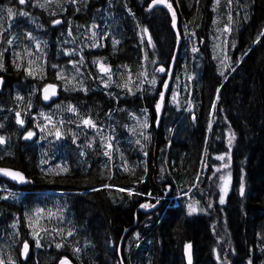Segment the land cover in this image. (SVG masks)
<instances>
[{
  "label": "trees",
  "instance_id": "1",
  "mask_svg": "<svg viewBox=\"0 0 264 264\" xmlns=\"http://www.w3.org/2000/svg\"><path fill=\"white\" fill-rule=\"evenodd\" d=\"M151 1L0 0V264H264V0Z\"/></svg>",
  "mask_w": 264,
  "mask_h": 264
},
{
  "label": "water",
  "instance_id": "2",
  "mask_svg": "<svg viewBox=\"0 0 264 264\" xmlns=\"http://www.w3.org/2000/svg\"><path fill=\"white\" fill-rule=\"evenodd\" d=\"M163 4H155V5H152L151 3V6L152 7H155V6H161ZM165 5V4H164ZM170 10V9H169ZM171 11V10H170ZM173 14V12H171ZM173 27L177 33V45H176V48H175V53H174V56H173V61L175 59V55H176V52H177V49H178V46L181 42V38L177 32V28H176V24H175V19L173 18ZM173 61L169 67V72H168V76H167V81H166V87L162 93V96L159 100V105H160V108L159 110L157 109L156 107V112H157V118H156V125L158 126V123H159V120H160V117H161V109H162V105H163V101H164V98H165V94H166V88H168V85L170 83V79H171V76H172V69H173ZM159 69H164L162 67H159ZM161 73H164V71H161ZM3 85H4V79L0 77V92L2 91V88H3ZM58 95V87L56 84L54 83H48V84H45L42 86L41 88V98L42 100L45 102V103H50L53 99H55ZM47 96V99L45 98ZM163 97V98H162ZM27 137L29 138L30 136L27 135ZM0 169H3V170H6V171H0V178H4L6 179L7 181L17 185V186H23V185H26L28 183H30L31 181L26 177L25 173L23 171H21L20 169L18 168H13V167H8V166H0ZM8 173H19L23 179L21 180L19 177H14L13 175L11 174H8ZM154 206V204H153ZM152 206V207H153ZM152 207H150L149 209L147 210H150ZM141 208V206H140ZM128 231V228L125 230L124 234ZM124 236V235H123ZM123 236L119 242V246H121L122 244V241H123ZM24 246V245H23ZM29 246V245H28ZM30 247V246H29ZM29 247H28V251H29ZM28 251H27V254H28ZM191 264L193 263V252H192V247H191ZM23 252H24V248H23ZM26 255L23 254V258H26ZM184 258H185V262L186 264H189V256H188V252L186 250V246L184 247ZM64 259H67L70 264H76L73 260H71L69 257H63L61 259L58 260L57 264H61V261L64 260Z\"/></svg>",
  "mask_w": 264,
  "mask_h": 264
},
{
  "label": "snow or ice",
  "instance_id": "3",
  "mask_svg": "<svg viewBox=\"0 0 264 264\" xmlns=\"http://www.w3.org/2000/svg\"><path fill=\"white\" fill-rule=\"evenodd\" d=\"M26 2V0H19V3L20 4H24ZM73 2H75V0H73ZM228 2L229 3H231V0H228ZM217 3H219V0H217ZM155 4H167V7L169 8V9H171V4L170 3H167V0H152V5H155ZM41 6H43V5H41ZM7 12H8V15L9 16H13L14 15V12H13V9L12 8H8L7 9ZM23 15H28L27 13H22ZM173 18H175V13L173 12ZM229 19H231V17H229ZM54 23H60V21L59 20H57V21H55ZM226 31H227V29H225ZM146 31V30H145ZM260 36H264V31H262L261 33H260ZM259 39V38H258ZM9 43H11V41H9ZM194 51H196V49H193ZM106 72L108 71V69H104ZM161 71H164V69H160ZM221 75H223V72H221ZM125 86H127V85H125ZM46 99H47V96L45 97ZM163 98V97H162ZM159 108H160V105L158 104L157 105V109L159 110ZM74 110V109H73ZM17 116H19V113L17 114ZM18 122L19 123H23V121L22 120H18ZM83 123L85 124V125H88V126H92V127H95V125L93 124V122L90 120V119H87V120H84L83 121ZM145 127H147V124L145 123V125H144ZM28 135L29 136H31V135H33V133H31V132H29L28 133ZM232 139H234V136L232 137ZM232 139H230L229 140V144H231V142H232ZM4 142V139H3V137H0V143H3ZM107 154V153H106ZM217 159H220V160H225V156H219V157H217ZM229 159H230V155H229ZM225 167H228V164L226 163L225 165H224ZM0 171H6V170H3V169H0ZM218 171H219V169H218ZM8 174H11V175H13L14 177H19L21 180L23 179V177L19 174V173H15V174H13V173H8ZM230 173H229V176H228V178L225 180V184L222 186V188H221V192H222V195H221V199H220V202L221 203H224V196H226L227 195V191H228V186H229V184H230ZM222 179H225V178H223L222 177ZM240 192H241V195H243V192H244V185H243V183L241 184V188H240ZM196 203H198V202H193V204H190L189 205V210H190V213L191 212H195V211H197V208L195 207V204ZM142 207H148V205H142ZM37 235H38V233H37ZM69 235H71V233H69ZM37 246H39V240H37ZM28 243L27 242H25L24 243V246H23V248H24V252H23V254L24 255H26L27 254V251H28ZM57 247H60V245H57ZM186 250H187V252H188V256H189V264H191V244H188V245H186ZM61 264H70V262L67 260V259H64V260H62L61 261Z\"/></svg>",
  "mask_w": 264,
  "mask_h": 264
},
{
  "label": "rangeland",
  "instance_id": "4",
  "mask_svg": "<svg viewBox=\"0 0 264 264\" xmlns=\"http://www.w3.org/2000/svg\"><path fill=\"white\" fill-rule=\"evenodd\" d=\"M169 3V2H168ZM152 7V6H151ZM229 173L231 174V172L229 170H226V169H223V167L221 166V168L219 169V172H218V177H217V186H218V189H219V201L221 199V195H222V192H221V188L222 186L225 184V180L228 178L229 176ZM225 178V179H222ZM231 187H232V175H230V184L228 186V191H227V195L224 196V202L226 201V198L228 196V193L230 192L231 190ZM171 199H175V198H170ZM175 201V200H174ZM196 207V206H195ZM197 208V207H196ZM198 209V208H197ZM28 255V254H27Z\"/></svg>",
  "mask_w": 264,
  "mask_h": 264
},
{
  "label": "bare ground",
  "instance_id": "5",
  "mask_svg": "<svg viewBox=\"0 0 264 264\" xmlns=\"http://www.w3.org/2000/svg\"><path fill=\"white\" fill-rule=\"evenodd\" d=\"M159 122H160V120H159ZM155 124H156V122H155ZM157 126V125H156ZM157 127H159V123H158V126Z\"/></svg>",
  "mask_w": 264,
  "mask_h": 264
},
{
  "label": "flooded vegetation",
  "instance_id": "6",
  "mask_svg": "<svg viewBox=\"0 0 264 264\" xmlns=\"http://www.w3.org/2000/svg\"><path fill=\"white\" fill-rule=\"evenodd\" d=\"M24 260L26 259V258H23Z\"/></svg>",
  "mask_w": 264,
  "mask_h": 264
}]
</instances>
